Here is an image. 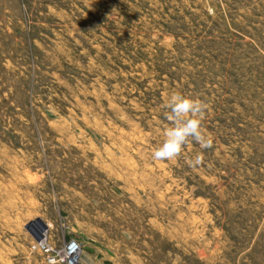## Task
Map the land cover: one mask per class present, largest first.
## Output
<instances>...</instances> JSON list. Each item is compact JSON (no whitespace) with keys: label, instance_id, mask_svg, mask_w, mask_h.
Listing matches in <instances>:
<instances>
[{"label":"rangeland","instance_id":"1","mask_svg":"<svg viewBox=\"0 0 264 264\" xmlns=\"http://www.w3.org/2000/svg\"><path fill=\"white\" fill-rule=\"evenodd\" d=\"M177 91L211 147L157 160ZM70 238L85 264H264V0H0V264Z\"/></svg>","mask_w":264,"mask_h":264},{"label":"clouds","instance_id":"2","mask_svg":"<svg viewBox=\"0 0 264 264\" xmlns=\"http://www.w3.org/2000/svg\"><path fill=\"white\" fill-rule=\"evenodd\" d=\"M165 107L170 126L164 133L163 141L153 152L154 159H177L189 141L199 143L202 148L211 147L210 134L203 125L208 108L204 100L177 91L170 95ZM201 160V156L197 155L192 163L198 164Z\"/></svg>","mask_w":264,"mask_h":264},{"label":"built area","instance_id":"3","mask_svg":"<svg viewBox=\"0 0 264 264\" xmlns=\"http://www.w3.org/2000/svg\"><path fill=\"white\" fill-rule=\"evenodd\" d=\"M88 246L77 239L70 238L59 250H55L44 240L34 239L30 248L42 254L46 264H85L83 255H91Z\"/></svg>","mask_w":264,"mask_h":264}]
</instances>
